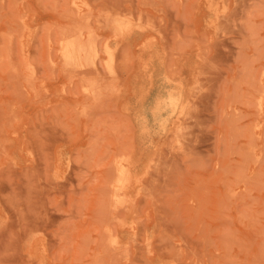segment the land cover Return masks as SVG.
<instances>
[{"label":"rangeland","instance_id":"374dc122","mask_svg":"<svg viewBox=\"0 0 264 264\" xmlns=\"http://www.w3.org/2000/svg\"><path fill=\"white\" fill-rule=\"evenodd\" d=\"M0 264H264V0H0Z\"/></svg>","mask_w":264,"mask_h":264}]
</instances>
